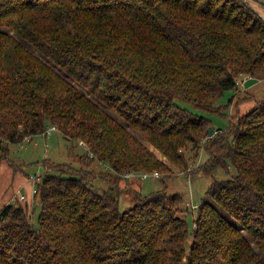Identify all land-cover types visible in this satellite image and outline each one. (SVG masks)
<instances>
[{"label":"trees","instance_id":"16d2710c","mask_svg":"<svg viewBox=\"0 0 264 264\" xmlns=\"http://www.w3.org/2000/svg\"><path fill=\"white\" fill-rule=\"evenodd\" d=\"M245 77L264 80V18L242 0H0V164L55 127L80 166L45 161L35 222L0 208V264H264V98L214 136L179 104L221 114ZM202 147L198 171H234L191 227L177 193L130 187L120 210L126 174L169 177Z\"/></svg>","mask_w":264,"mask_h":264},{"label":"rangeland","instance_id":"374dc122","mask_svg":"<svg viewBox=\"0 0 264 264\" xmlns=\"http://www.w3.org/2000/svg\"><path fill=\"white\" fill-rule=\"evenodd\" d=\"M259 5L253 6L258 14L264 16V0H254ZM264 18V17H263ZM234 96V99L229 103V100ZM264 98V80L248 79L239 87L238 91H227L219 100V104L224 106L222 113H208L193 109L190 105L179 102L181 106L191 109V111L206 117L211 122L213 129L227 130L230 122L235 120L242 114L247 113L257 101ZM215 134V133H214ZM213 134V136H214ZM81 146H84L80 144ZM77 146L74 154H82L84 147ZM9 154L8 161H2L0 164V207L6 202H16L30 210H32V221L35 222L39 214L38 199L34 201V180L33 178H42L45 174V161L54 163H71L75 168H79V164L73 161L70 154V142L63 139L58 131H50L47 135L37 137L31 141H26L21 144H8ZM185 159L187 164L185 170H179L174 166L172 174L169 177H161L156 179L153 177L122 179L120 187L123 189L117 192L119 208L121 211H127L133 205L132 192L129 189H135L141 195H147L152 192L165 191L169 194H180L183 198V203H180L179 215L184 217L188 226L191 227L194 218L196 217L195 208L199 205L202 199L207 198V190L212 180H223L230 176L228 173H233V169L228 170L218 168L211 176H208L201 171H198L200 166L207 162L210 154L203 147L198 151H185ZM160 157V155L157 153ZM164 160L162 157H160ZM165 161V160H164ZM12 165H15L14 167ZM95 171L103 172L105 168L102 165H97ZM91 186L99 191L108 189V184L101 177H97L91 181ZM125 188V189H124ZM20 196H24L25 200H20ZM37 201V202H36ZM186 203L189 207H186ZM191 208L192 211H191Z\"/></svg>","mask_w":264,"mask_h":264},{"label":"built area","instance_id":"2783aa9c","mask_svg":"<svg viewBox=\"0 0 264 264\" xmlns=\"http://www.w3.org/2000/svg\"><path fill=\"white\" fill-rule=\"evenodd\" d=\"M242 1L247 3V4H249L251 7H253L255 5H257V6L259 5L254 0H242ZM261 17L263 18L264 16L261 15ZM248 79H249L248 77H245V78H242V79H238V81H237L238 86L243 85L245 83V81L248 80ZM55 130H56L55 127H52V128H49L46 133L48 134L50 131H55ZM27 140L28 139H26V141ZM150 176L157 179L159 177V174H158V172L140 173V174L129 173V174H126L125 178L129 179V178H132V177H137V178L141 179V178H147V177H150ZM33 180H38V178H33ZM33 193H34V195L36 194L35 187L33 189ZM20 200L24 201L25 197L24 196H20Z\"/></svg>","mask_w":264,"mask_h":264},{"label":"water","instance_id":"95a60500","mask_svg":"<svg viewBox=\"0 0 264 264\" xmlns=\"http://www.w3.org/2000/svg\"><path fill=\"white\" fill-rule=\"evenodd\" d=\"M215 133L213 128H209V136H213V134Z\"/></svg>","mask_w":264,"mask_h":264},{"label":"crops","instance_id":"0c3cea01","mask_svg":"<svg viewBox=\"0 0 264 264\" xmlns=\"http://www.w3.org/2000/svg\"><path fill=\"white\" fill-rule=\"evenodd\" d=\"M241 86H242V85H240L239 87H241ZM8 203H11V201L6 202L4 205H6V204H8ZM4 205H3V206H4ZM1 207H2V206H1ZM1 207H0V208H1Z\"/></svg>","mask_w":264,"mask_h":264}]
</instances>
